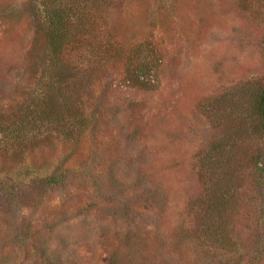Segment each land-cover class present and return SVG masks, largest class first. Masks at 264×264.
<instances>
[{
	"label": "rangeland",
	"instance_id": "374dc122",
	"mask_svg": "<svg viewBox=\"0 0 264 264\" xmlns=\"http://www.w3.org/2000/svg\"><path fill=\"white\" fill-rule=\"evenodd\" d=\"M27 1L0 0V109L32 84L26 62L43 58ZM94 11L103 19L72 49L77 69L91 71L78 94L93 122L75 149H40L25 134V164L0 168V264H50L56 249L60 264H108L115 251L120 264H264V177L247 168L243 188L212 210L214 178L200 164L228 134L222 95L264 76V0H117ZM110 32L125 46L142 43L147 89L98 63ZM237 146L245 160L261 149ZM59 170L62 182L42 184ZM158 185L166 213L143 199ZM127 229L143 239L130 251Z\"/></svg>",
	"mask_w": 264,
	"mask_h": 264
},
{
	"label": "trees",
	"instance_id": "16d2710c",
	"mask_svg": "<svg viewBox=\"0 0 264 264\" xmlns=\"http://www.w3.org/2000/svg\"><path fill=\"white\" fill-rule=\"evenodd\" d=\"M114 1L117 0L27 1L24 11L28 10L30 13L34 11L39 20L38 29L41 36L38 45L43 51V58L38 57L34 63L26 62V77L32 84L22 98L13 99L0 109V168L5 164L13 165L16 160L22 165L25 164L23 159L25 134L30 136V139L41 147L40 149L53 146L61 148L70 146L71 149H75L79 146L93 122V113L96 110L91 111L89 115L86 103L79 98V91L85 89V85L89 83L87 78L91 75V71L85 74L77 69L72 49L80 43L83 36L93 33L98 21L103 19L95 14L94 8L109 7ZM142 46V43L125 46L114 32H110L104 43L99 46L98 63L106 67L121 66L124 82L135 88L147 89L152 81L151 68L142 58L144 57ZM33 52L31 50L30 58H34ZM39 59L41 66H38ZM79 77L81 79H78ZM74 78L77 81L71 91L68 86ZM221 98H224L231 108L228 134L221 141L213 142L200 160L201 166L209 169L206 181L214 178L213 189L210 192L212 200L208 204L212 210L216 206L223 208V198L243 188L240 175L247 168L257 172L260 178L264 177V76L256 79L254 83H247L245 89L233 87ZM97 105L96 100L95 107ZM246 141L257 142L261 149L247 160L238 159L237 145ZM8 143L10 145L5 148ZM224 146H227V150L223 148ZM261 154H263L262 162L257 157ZM218 169H222L224 176L217 179L214 171ZM65 173L66 171L62 173L61 170L53 171L50 176L42 178L41 182L44 185L60 183ZM148 189L149 194L143 195V199L148 200L153 206L158 205L160 210L166 205V213L168 206L164 204L166 195L163 186L158 185ZM175 230L179 243L181 242L180 227ZM136 235L134 230L124 231L122 236L128 251L137 245L133 240L143 243V239L140 237L137 239ZM177 246L174 245L171 253L177 252L180 256ZM52 254L50 260L48 256L46 257V261L50 264H60L57 249ZM120 262L119 255L115 251L110 256L108 264H120Z\"/></svg>",
	"mask_w": 264,
	"mask_h": 264
}]
</instances>
